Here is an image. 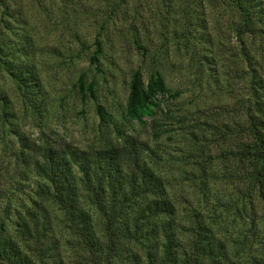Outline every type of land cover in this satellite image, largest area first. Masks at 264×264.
<instances>
[{"label": "rangeland", "instance_id": "1", "mask_svg": "<svg viewBox=\"0 0 264 264\" xmlns=\"http://www.w3.org/2000/svg\"><path fill=\"white\" fill-rule=\"evenodd\" d=\"M9 7L20 10V23L12 22L17 34L33 38L30 60L43 90L42 103L31 111L0 68V93L7 98L4 105L0 100V211L9 209L10 221L18 215L37 219V232L31 230L36 242L23 241L19 227L9 226L20 246L47 263L55 258L87 264L75 228L50 198L38 194L31 161L43 145L90 150L128 133L157 149L160 159L153 168L165 183L176 222L186 227L196 215L222 243L221 264H264V202L232 173L228 154L251 69L264 79V38L236 30L240 19L233 5L227 0H9ZM95 37L102 50L92 61ZM134 69L144 81L155 72L163 78L165 90L152 100L160 129L155 137L149 115L123 119ZM97 104L108 120L97 113ZM83 207L96 224L95 208L87 200ZM143 247L140 241L120 240L110 263L134 264L133 255L142 260Z\"/></svg>", "mask_w": 264, "mask_h": 264}, {"label": "trees", "instance_id": "2", "mask_svg": "<svg viewBox=\"0 0 264 264\" xmlns=\"http://www.w3.org/2000/svg\"><path fill=\"white\" fill-rule=\"evenodd\" d=\"M227 1L239 15L236 30L264 38V0ZM19 11L9 7V0H0V68L14 83L24 106L34 111L42 103L43 90L30 60L33 38L29 34H17L13 27L12 22L20 23L21 19L16 17ZM94 44L95 52L89 57L92 61L97 60V53L102 50L97 37ZM251 71L250 91L246 99L239 101L242 118L233 125L230 133L233 147L228 154L235 167L232 173L247 181L264 202V79L255 69ZM83 84L79 78V86ZM164 90L159 73L148 75L144 81L134 69L128 82L123 119L140 121L149 115L151 135H159V126L155 127L152 116V100L157 92ZM0 100L3 105L7 102L1 93ZM96 111L109 119L99 104ZM2 114L10 115L5 109ZM18 138H21L19 134ZM159 159L153 145L125 133L118 142L113 139L106 146L90 150L43 145L31 166L38 194L50 198L79 234L87 264H111L110 253L120 240L140 241L144 246L142 260L133 255L134 264H221L222 243L196 215L188 220L186 227L176 222L165 183L153 168ZM85 200L100 216L96 224L83 207ZM5 212L0 211V264H63L60 259L52 258L47 263L33 258L27 252L29 248L20 246L9 230L10 225H17L23 241L36 242L38 239L31 231L38 230L35 216L18 215L10 221L11 211ZM41 246L39 243L37 249Z\"/></svg>", "mask_w": 264, "mask_h": 264}]
</instances>
